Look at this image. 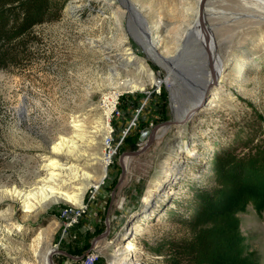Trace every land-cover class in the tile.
Masks as SVG:
<instances>
[{
	"label": "rangeland",
	"instance_id": "1",
	"mask_svg": "<svg viewBox=\"0 0 264 264\" xmlns=\"http://www.w3.org/2000/svg\"><path fill=\"white\" fill-rule=\"evenodd\" d=\"M71 1L47 0L41 23L10 42L0 40V189L31 187L41 174V151L68 132L71 114H85L87 121H92L102 111L103 96L112 92L109 88L114 77L109 76V64L89 42L109 45L117 38L112 39L107 23L95 26V14H82L78 22L68 18L65 10ZM136 2L149 8L150 18L162 12L161 19L171 25L183 20V5L176 0ZM173 3L178 12L172 14L169 10ZM127 23L128 19L125 27ZM261 31L251 29L228 43L227 47L234 50L230 57L235 54L237 59L225 64L227 76L218 85L220 107L215 110H206L213 95L210 88L205 105L185 123H180L185 118L183 113L180 117L174 114L170 90L163 84L120 94L109 119L110 136L90 148L91 153L106 157V143L113 140L104 179L98 189L90 187L86 191L83 208L89 206L79 223L64 231L63 221L57 218L60 209L74 208L66 204L51 205L36 219L27 221L13 204V217L6 223L0 221V225L14 230L6 236L7 228L0 227L5 230L0 264H31L28 247L39 228L51 223L55 224L45 235V250L81 257L92 240L107 230L94 245L101 254L97 264H119L114 246L127 241L131 245L128 263L165 264L164 256L156 252L159 244L186 237L177 223L182 212L177 202L188 198L192 185L211 184V166L224 153L242 154L256 146L264 147V29ZM123 38L129 39L135 56L146 61L156 78L167 77L128 28ZM122 73L120 80L134 76L131 68ZM191 92L185 84L178 89L184 109L192 108ZM134 95L133 101L141 102L139 107L131 105ZM180 146L183 149L176 155ZM90 172L100 173V166ZM90 191L96 198L89 204ZM170 191L172 195H166ZM6 204H0V210L7 208ZM174 209L178 214L171 215ZM238 218L248 251L258 264H264V215L258 216L248 206ZM136 221L149 232L133 237L130 228ZM60 252L52 255L53 264L79 262Z\"/></svg>",
	"mask_w": 264,
	"mask_h": 264
},
{
	"label": "bare ground",
	"instance_id": "2",
	"mask_svg": "<svg viewBox=\"0 0 264 264\" xmlns=\"http://www.w3.org/2000/svg\"><path fill=\"white\" fill-rule=\"evenodd\" d=\"M176 1L183 5V20L175 25L161 19L162 12H156V16L150 18L149 8L139 6L136 0H72L68 4L65 10L68 18L78 22L82 14H95L92 19L95 26L100 27L102 23H107L112 39L117 38L109 45L96 40L89 42L101 54L102 60L109 64V76L114 77L109 88L112 92L103 96L102 111L92 121L88 122L85 114H71L68 132L58 136L47 150L41 151V174L31 187L0 189V204L7 202V208L0 210V221L6 223L13 217V204L20 208L26 221L36 219L51 205L66 204L74 207L72 210L65 208L69 213H79L85 208L83 200L86 191L90 187L93 190L98 189L112 155L108 141L106 157L91 153L90 148L103 144L110 136L109 119L120 94L143 92L147 85L163 84L170 90L174 114L180 117L183 113L185 116L180 123L191 119L203 93L209 88L213 95L206 110L220 107L218 85L226 79L225 64L229 60L237 59L235 54L230 57L234 50L227 47L228 43L251 29H264V0ZM176 10V3H173L169 11L173 14L178 12ZM127 28L147 57L158 63L167 77L156 78L149 65L145 64L146 61L135 56L129 39L123 38ZM165 34L166 37L163 36ZM128 68L133 69L134 76L120 80L122 72ZM139 75H143V78ZM189 81L192 82L187 85ZM184 84L191 89L193 95L190 98V109L181 107L178 89ZM21 114L24 115V112ZM180 148L176 150V155L183 149L182 146ZM97 166H100V173L90 172V169ZM166 195H172V192H167ZM57 218L63 221L64 231L68 230L69 216L60 213ZM138 223L139 221L134 222L130 228V231H134L133 237L149 232L148 228H143ZM54 224L40 227L38 235L30 243L27 251L31 256V264H53L52 255L60 252L55 249L45 250V235ZM0 227L7 228L5 225ZM1 228L0 242L4 241L5 234V230L2 231ZM13 231V228H7L5 235L9 236ZM128 242L114 246L113 251L118 256L119 264H130L127 253L130 252L131 245ZM0 245L5 247L4 244ZM93 256H101L98 247H94ZM22 264L27 263L22 261Z\"/></svg>",
	"mask_w": 264,
	"mask_h": 264
},
{
	"label": "trees",
	"instance_id": "3",
	"mask_svg": "<svg viewBox=\"0 0 264 264\" xmlns=\"http://www.w3.org/2000/svg\"><path fill=\"white\" fill-rule=\"evenodd\" d=\"M47 3L0 0V40L10 42L41 23ZM2 59L0 54V66ZM135 98L131 105L139 107L141 102L135 103ZM211 175L209 186L192 185L188 198L177 202L182 211L177 223L186 237L162 242L156 252L164 256L165 264H258L247 249L238 215L248 206L258 216L264 215V147L224 153L213 162ZM176 210L171 215L178 214Z\"/></svg>",
	"mask_w": 264,
	"mask_h": 264
},
{
	"label": "built area",
	"instance_id": "4",
	"mask_svg": "<svg viewBox=\"0 0 264 264\" xmlns=\"http://www.w3.org/2000/svg\"><path fill=\"white\" fill-rule=\"evenodd\" d=\"M114 112H115V109H114L113 113ZM111 145H113L112 139L108 140V147H111ZM95 194L96 193H89V195H90L89 204L95 200V198H96ZM88 206L89 205L85 206V208L80 210L79 213H69L64 208L60 209V212L62 214H66L67 216H69V230L79 223L80 219L82 218V216L87 211ZM66 232H68V231H66ZM93 249H94V247L91 248L89 253L85 254V256L78 262V264H97L99 259L101 258V256H93Z\"/></svg>",
	"mask_w": 264,
	"mask_h": 264
},
{
	"label": "water",
	"instance_id": "5",
	"mask_svg": "<svg viewBox=\"0 0 264 264\" xmlns=\"http://www.w3.org/2000/svg\"><path fill=\"white\" fill-rule=\"evenodd\" d=\"M209 95H210L209 90L208 89L205 90V92L202 95V98H201V101L199 103V106H198V108H196L195 111H197L199 108H201V107H203L205 105V103L209 99ZM167 124H169V122ZM135 154H137V152L136 153H128V155H130V156L131 155H135ZM122 174H123V172H122ZM121 178H122V175H121ZM121 178L119 179V182H120ZM107 229H108V227H107ZM106 234H107V230L105 232H103L100 236H98V238L94 239L93 242H92L91 248L94 247V245H95L97 240L102 239L104 236H106ZM91 248H90V250H91ZM90 250H88L85 254L89 253ZM60 253L64 254L65 256H67L68 258L72 259L75 262L80 261L85 256V254H84L81 257H72V256H70V255H68V254H66L64 252H60Z\"/></svg>",
	"mask_w": 264,
	"mask_h": 264
},
{
	"label": "crops",
	"instance_id": "6",
	"mask_svg": "<svg viewBox=\"0 0 264 264\" xmlns=\"http://www.w3.org/2000/svg\"><path fill=\"white\" fill-rule=\"evenodd\" d=\"M106 223H107V220H106ZM94 240V239H93ZM93 240H92V242H93ZM92 242H91V244H90V246H89V249L88 250H90V248H91V245H92ZM72 260V259H71ZM73 261V260H72ZM75 262V261H74Z\"/></svg>",
	"mask_w": 264,
	"mask_h": 264
}]
</instances>
